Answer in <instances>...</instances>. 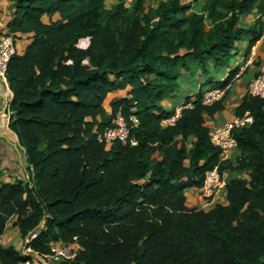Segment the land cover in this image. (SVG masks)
<instances>
[{"label": "trees", "instance_id": "obj_1", "mask_svg": "<svg viewBox=\"0 0 264 264\" xmlns=\"http://www.w3.org/2000/svg\"><path fill=\"white\" fill-rule=\"evenodd\" d=\"M155 1L145 10V0L109 8L106 0H7L5 33L30 38L6 78L9 126L31 174L0 185V235L13 215L23 238L37 235L28 253L0 244V264L75 240L82 248L57 264H264V99L246 89L235 107L252 121L232 128L233 159L221 158L206 125L230 90L203 102L238 71L215 76L236 42L249 37L247 55L261 37L264 0H205L199 11L191 1ZM253 11L258 19L240 24ZM198 75L177 118L164 123L175 107L162 101ZM123 89L107 112L108 93ZM118 111L135 144L98 140ZM214 167L246 177L227 181V204L187 206L185 190L202 187Z\"/></svg>", "mask_w": 264, "mask_h": 264}, {"label": "crops", "instance_id": "obj_2", "mask_svg": "<svg viewBox=\"0 0 264 264\" xmlns=\"http://www.w3.org/2000/svg\"><path fill=\"white\" fill-rule=\"evenodd\" d=\"M191 1L193 3V8L197 11L200 10V7L205 2V0H182V2ZM117 2V0H116ZM199 3L200 5L196 4ZM7 10V0H0V14L2 17L6 16ZM257 12L253 11L249 14H242L240 16V24L247 26L250 23L258 19ZM6 21H4L5 23ZM260 22V19H259ZM23 37H27L24 36ZM17 39L16 46L17 52H22L20 43L22 47L25 48L27 43L30 41V38ZM19 42V43H18ZM249 43V37L244 36L242 39L236 42V48L234 49L235 55L233 56L230 66L225 69H220L215 76L218 79H223L227 76V73L230 69L239 66L238 71L240 70V65L246 58H251L252 63L237 77L234 76V80L230 87V91L224 99V109L218 111L213 116L206 117V125L209 129L217 126L224 125L225 123L231 122L236 115L234 114L235 107L239 104L241 97L246 92L247 85L249 81L258 74L262 65L264 64V24L263 32L261 37L256 41V43L251 47L249 53L246 55V49ZM232 61L234 64H232ZM201 76L198 75L194 82H191L187 77H184L181 80L179 91L171 94L166 97L162 104L164 107L169 110L175 107V112L179 111L183 105L182 103L187 98V96L192 95L196 90ZM188 86V89L186 88ZM125 94V93H124ZM120 94L116 92H110L106 96L105 103L107 107V112L110 111L109 102L112 98ZM12 92L7 83L0 79V158L1 160V174H0V185L5 182H12L16 179L27 180L31 174V169L27 164L25 153L23 147L20 146L18 137L16 133L9 126V118L6 114V104L11 99ZM179 97H182L178 99ZM178 99V100H177ZM164 123L171 124L173 121L164 120ZM239 153L236 145L233 146L228 152L222 153V159H233L235 155ZM226 169L222 171L221 174V185L217 188L214 194L210 198H221L225 194L227 176ZM203 186L202 187H189L185 190L186 195V205L192 206L200 203V198H204L203 195ZM207 198V197H206ZM16 216H11L7 223L4 232L0 235V244L3 246L12 245L15 249L21 250L23 248V237L20 235L18 228L14 226L13 222ZM22 244V245H21ZM48 264L45 260L37 258L33 254V258L22 262L21 264ZM49 264H52L51 262Z\"/></svg>", "mask_w": 264, "mask_h": 264}, {"label": "built area", "instance_id": "obj_3", "mask_svg": "<svg viewBox=\"0 0 264 264\" xmlns=\"http://www.w3.org/2000/svg\"><path fill=\"white\" fill-rule=\"evenodd\" d=\"M120 1L125 7H130L135 0ZM16 52L17 49L14 37L11 34L0 33V79H2L5 83H7L6 73L8 61L10 57ZM251 63V58H246L240 65L239 73H237L235 77L239 76ZM233 80L234 78L231 82L223 87H218L207 91L203 96V102L210 104L215 100L221 98L226 93V91L230 89ZM247 90L250 94L260 96L264 99V64L262 65L258 74L249 81ZM8 102L6 104L7 110ZM179 111H176L174 114L167 117L166 120L174 122V120L179 115ZM131 119L133 121H136V118L134 116H132ZM251 121L252 117L245 114L243 117H235L231 122L225 123L224 125L213 127L209 129L211 141L221 149V154L228 152L233 146H235V141L231 133L232 128L235 126L246 125ZM97 137L99 141L105 143L107 146H109L114 141H119L124 144L127 142H130L131 144L136 143V141L130 137L127 120L120 111L115 114L113 118V124L100 132ZM221 174L222 173L219 172L217 167L206 171L202 191L204 197H211L214 194L215 190L220 187L222 182ZM39 226H42V222L39 224ZM36 235L37 229H34L24 237L22 250L23 252L28 253L32 251L28 243ZM81 248L82 245L80 244V242L78 240H75L68 245H63L60 248L52 247V253L50 255H39V258L45 261L49 260L50 262L62 258H73ZM34 254L37 255L36 252H34Z\"/></svg>", "mask_w": 264, "mask_h": 264}, {"label": "rangeland", "instance_id": "obj_4", "mask_svg": "<svg viewBox=\"0 0 264 264\" xmlns=\"http://www.w3.org/2000/svg\"><path fill=\"white\" fill-rule=\"evenodd\" d=\"M114 3H116V0H106V6L109 8V7H111ZM156 5V1L155 0H145V4H144V6H145V10H148L150 7H154ZM197 5H200L199 3H197L196 4V6ZM7 16H5V17H2V15L0 14V33H5V32H7V29L5 28V23H4V21H6L7 20ZM47 19V18H46ZM23 36H21V38H22ZM20 37L19 38H17V39H21ZM26 39V38H29V37H23V39ZM17 39H16V41H15V45H16V42H17ZM19 43V42H18ZM78 44L80 45V46H86L87 44H88V39L87 38H83V39H80L79 40V42H78ZM20 48H21V51L23 52L24 51V49L25 48H23L22 47V44L20 43V46H19ZM16 49H17V46H16ZM22 52H20V53H22ZM19 53V52H18ZM232 64H234V62L232 61ZM260 71V70H259ZM7 84H8V81H7ZM186 88L188 89V86H186ZM127 92V89H123V90H118L116 93H118V94H124V93H126ZM180 98H182V97H179L178 96V99H180ZM106 99V98H105ZM177 99V100H178ZM103 106H104V108L106 109V111H107V107H106V103H105V100H104V102H103ZM110 107V106H109ZM6 114H7V117L9 118V110H7L6 109ZM107 146V145H106ZM1 158H0V162H1ZM226 176H227V179L229 180V179H231V178H234V177H246V173L244 172V171H237V170H232V169H226ZM217 203H221V204H227V192H226V189H225V194L221 197V198H218L217 196L215 197V198H206V197H204V198H200V203L199 204H196V205H192V206H189V207H196V208H200V209H204V210H209V209H211L212 207H214L215 206V204H217ZM22 245V244H21ZM63 245H68V244H65V243H62V242H53L52 244H51V249H52V247H56V248H60V247H62ZM22 250H23V248H22ZM51 253H48L47 255H50ZM38 255V256H37ZM37 255H35L37 258H39V255L40 256H43L42 254H38L37 253ZM46 262H49L50 263V261L49 260H46ZM48 263V264H49ZM52 264H57V262H56V260H53L52 262H51ZM46 264V263H45Z\"/></svg>", "mask_w": 264, "mask_h": 264}]
</instances>
